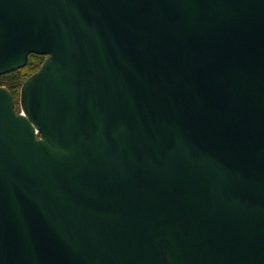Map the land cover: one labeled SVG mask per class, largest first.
<instances>
[{
	"label": "water",
	"instance_id": "95a60500",
	"mask_svg": "<svg viewBox=\"0 0 264 264\" xmlns=\"http://www.w3.org/2000/svg\"><path fill=\"white\" fill-rule=\"evenodd\" d=\"M0 264H264V0H0Z\"/></svg>",
	"mask_w": 264,
	"mask_h": 264
},
{
	"label": "trees",
	"instance_id": "16d2710c",
	"mask_svg": "<svg viewBox=\"0 0 264 264\" xmlns=\"http://www.w3.org/2000/svg\"><path fill=\"white\" fill-rule=\"evenodd\" d=\"M44 59L45 55L30 54L29 60L24 67L0 75V86H5L10 90L15 99L16 108L18 106L20 89L23 82L40 68Z\"/></svg>",
	"mask_w": 264,
	"mask_h": 264
},
{
	"label": "rangeland",
	"instance_id": "374dc122",
	"mask_svg": "<svg viewBox=\"0 0 264 264\" xmlns=\"http://www.w3.org/2000/svg\"><path fill=\"white\" fill-rule=\"evenodd\" d=\"M24 83V82H23ZM21 90V89H20ZM17 109L20 110L21 109V105H20V98H19V102H18V106Z\"/></svg>",
	"mask_w": 264,
	"mask_h": 264
}]
</instances>
